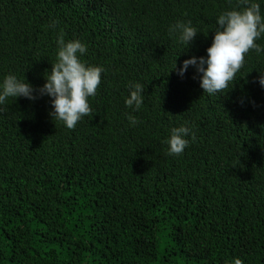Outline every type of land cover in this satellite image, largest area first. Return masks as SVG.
I'll use <instances>...</instances> for the list:
<instances>
[{"label":"trees","instance_id":"trees-1","mask_svg":"<svg viewBox=\"0 0 264 264\" xmlns=\"http://www.w3.org/2000/svg\"><path fill=\"white\" fill-rule=\"evenodd\" d=\"M239 7L0 0V77L42 86L60 32L104 69L73 129L50 118L47 96L0 105V264H264V89L253 83L264 54H246L212 96L194 68L170 72L176 60L205 56L216 17ZM177 20L198 30L190 48L169 35ZM130 82L144 88L136 112L124 103ZM183 124L195 140L169 156L164 141Z\"/></svg>","mask_w":264,"mask_h":264},{"label":"clouds","instance_id":"clouds-1","mask_svg":"<svg viewBox=\"0 0 264 264\" xmlns=\"http://www.w3.org/2000/svg\"><path fill=\"white\" fill-rule=\"evenodd\" d=\"M261 3L264 0H240L239 8L222 11L216 17V28L206 55L191 56L183 60L179 67L176 60L170 72L174 71L183 78L190 67L194 68L203 94L209 96L227 88L243 66L246 54L250 51H255L258 56L264 54V45L257 43L264 38ZM50 26L54 28L55 22ZM168 32L178 45L189 48L199 34L190 20H177L169 26ZM56 45L55 61L51 69L45 71V83L39 88H34L25 77H18L14 73L0 77V105L10 98L16 101L23 97L34 101L38 96H47L51 103L50 118L59 121L67 129H73L91 112L89 98L96 95L104 69L102 66L89 65L82 59L87 52V45L81 40L66 41L64 33L60 32L56 36ZM257 72L259 75L253 83L258 82L264 89V70ZM128 88L125 106L133 112L139 111L144 101L143 85L130 82ZM127 120L131 127L139 123L131 114L127 115ZM188 137L195 140V134L187 124L171 128L164 141L167 145L166 154L180 155L189 144ZM232 264H242V261L234 258Z\"/></svg>","mask_w":264,"mask_h":264}]
</instances>
